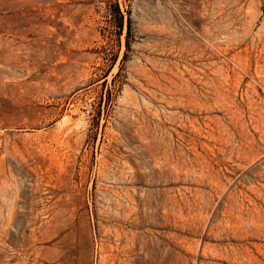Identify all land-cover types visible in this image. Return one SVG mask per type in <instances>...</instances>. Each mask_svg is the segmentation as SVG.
<instances>
[{"label":"rangeland","instance_id":"374dc122","mask_svg":"<svg viewBox=\"0 0 264 264\" xmlns=\"http://www.w3.org/2000/svg\"><path fill=\"white\" fill-rule=\"evenodd\" d=\"M0 264H264V0H0Z\"/></svg>","mask_w":264,"mask_h":264},{"label":"trees","instance_id":"16d2710c","mask_svg":"<svg viewBox=\"0 0 264 264\" xmlns=\"http://www.w3.org/2000/svg\"><path fill=\"white\" fill-rule=\"evenodd\" d=\"M117 11H118V27L119 28H121L122 26H123V15H122V13L119 11V9H117ZM129 26H130V18L128 17L127 18V27L129 28Z\"/></svg>","mask_w":264,"mask_h":264}]
</instances>
